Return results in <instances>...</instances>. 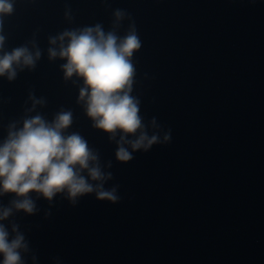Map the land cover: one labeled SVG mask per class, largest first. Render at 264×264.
I'll return each mask as SVG.
<instances>
[{
    "label": "clouds",
    "instance_id": "1",
    "mask_svg": "<svg viewBox=\"0 0 264 264\" xmlns=\"http://www.w3.org/2000/svg\"><path fill=\"white\" fill-rule=\"evenodd\" d=\"M12 12L13 0H0V77L10 81L18 69L34 68L41 56L38 48L32 51L27 45L5 50L3 16ZM124 15L123 10L115 12L117 20ZM49 42L53 46L48 49L49 58L65 61L61 65L64 78L75 75L82 80L78 102L92 126L116 140L117 161L127 163L135 152L170 140V132L164 134L163 141L158 132H149L141 115V101L132 94L136 74L133 56L142 43L134 25L119 35L97 23L65 30ZM151 123L156 126L155 118ZM72 124L70 110L57 112L51 120L36 114L25 118L19 127L16 122L9 124L6 137L0 140V196L14 194L9 206L0 205V264H27L24 254L30 249L25 234L17 224L10 231L3 221L14 210L35 214L38 208L33 193L50 203L63 194L72 205L89 194L113 203L120 200L118 184L106 187L113 173L104 170L99 152L84 136L67 131Z\"/></svg>",
    "mask_w": 264,
    "mask_h": 264
},
{
    "label": "water",
    "instance_id": "2",
    "mask_svg": "<svg viewBox=\"0 0 264 264\" xmlns=\"http://www.w3.org/2000/svg\"><path fill=\"white\" fill-rule=\"evenodd\" d=\"M23 3L24 0H13V12L3 16L2 34L6 37L5 50L10 51L16 47ZM9 85L10 80L6 76L0 77V140L3 136Z\"/></svg>",
    "mask_w": 264,
    "mask_h": 264
}]
</instances>
